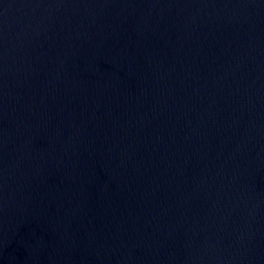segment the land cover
I'll list each match as a JSON object with an SVG mask.
<instances>
[{
	"label": "water",
	"instance_id": "95a60500",
	"mask_svg": "<svg viewBox=\"0 0 264 264\" xmlns=\"http://www.w3.org/2000/svg\"><path fill=\"white\" fill-rule=\"evenodd\" d=\"M0 264H264V0H0Z\"/></svg>",
	"mask_w": 264,
	"mask_h": 264
}]
</instances>
